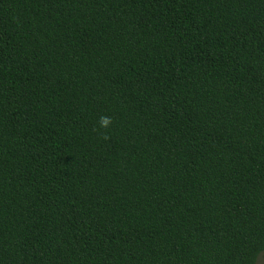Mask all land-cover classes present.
<instances>
[{
  "label": "trees",
  "instance_id": "trees-1",
  "mask_svg": "<svg viewBox=\"0 0 264 264\" xmlns=\"http://www.w3.org/2000/svg\"><path fill=\"white\" fill-rule=\"evenodd\" d=\"M263 254L264 0H0V264Z\"/></svg>",
  "mask_w": 264,
  "mask_h": 264
},
{
  "label": "clouds",
  "instance_id": "clouds-1",
  "mask_svg": "<svg viewBox=\"0 0 264 264\" xmlns=\"http://www.w3.org/2000/svg\"><path fill=\"white\" fill-rule=\"evenodd\" d=\"M109 123H110L109 119H107V118L102 119V126L103 127H107L109 125Z\"/></svg>",
  "mask_w": 264,
  "mask_h": 264
},
{
  "label": "rangeland",
  "instance_id": "rangeland-1",
  "mask_svg": "<svg viewBox=\"0 0 264 264\" xmlns=\"http://www.w3.org/2000/svg\"><path fill=\"white\" fill-rule=\"evenodd\" d=\"M257 264H264V254L260 256V258L257 261Z\"/></svg>",
  "mask_w": 264,
  "mask_h": 264
}]
</instances>
